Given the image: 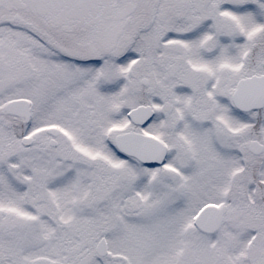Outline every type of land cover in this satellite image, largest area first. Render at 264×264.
<instances>
[{
	"label": "snow or ice",
	"instance_id": "obj_1",
	"mask_svg": "<svg viewBox=\"0 0 264 264\" xmlns=\"http://www.w3.org/2000/svg\"><path fill=\"white\" fill-rule=\"evenodd\" d=\"M0 264H264V0H0Z\"/></svg>",
	"mask_w": 264,
	"mask_h": 264
}]
</instances>
